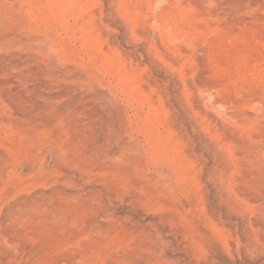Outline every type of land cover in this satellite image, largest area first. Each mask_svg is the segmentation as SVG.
I'll use <instances>...</instances> for the list:
<instances>
[{
  "label": "rangeland",
  "instance_id": "1",
  "mask_svg": "<svg viewBox=\"0 0 264 264\" xmlns=\"http://www.w3.org/2000/svg\"><path fill=\"white\" fill-rule=\"evenodd\" d=\"M0 264H264V0H0Z\"/></svg>",
  "mask_w": 264,
  "mask_h": 264
}]
</instances>
